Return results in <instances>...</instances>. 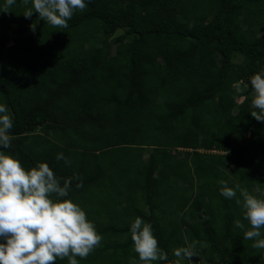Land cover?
Segmentation results:
<instances>
[{
  "label": "trees",
  "instance_id": "16d2710c",
  "mask_svg": "<svg viewBox=\"0 0 264 264\" xmlns=\"http://www.w3.org/2000/svg\"><path fill=\"white\" fill-rule=\"evenodd\" d=\"M85 3L64 29L25 18L22 0L0 12V104L13 116L0 151L26 170L47 163L61 183L82 178L67 198L103 239L79 264H139L137 216L172 264L193 242L200 264H264L234 225L248 227L240 188L264 199V123L250 114L264 0Z\"/></svg>",
  "mask_w": 264,
  "mask_h": 264
},
{
  "label": "clouds",
  "instance_id": "9594fccd",
  "mask_svg": "<svg viewBox=\"0 0 264 264\" xmlns=\"http://www.w3.org/2000/svg\"><path fill=\"white\" fill-rule=\"evenodd\" d=\"M16 0H5L0 12L9 13ZM26 10L23 15L31 18L38 14V20L48 25L64 29L75 11H83L85 0H22ZM31 5L30 7L28 5ZM32 23L30 29L36 30ZM247 87V85H246ZM250 87L254 92L251 116L264 123V69L250 77ZM13 116L6 105L0 104V148H10L13 136ZM57 160L71 161L62 153ZM81 188L82 178L73 176L61 179L47 163H38L25 169L19 159L0 151V264H56L57 259L67 258L68 264H79L77 257L86 259L102 242V235L89 221L86 212L69 196L72 180ZM242 197L243 220L234 221L236 228L244 231L243 238L253 241L254 249H264V199L250 194L247 189H239ZM221 195L226 199L235 198L237 191L225 184ZM241 204V200H236ZM133 250L139 264H156L169 261L168 254L159 246L153 227L137 216L130 225ZM196 242L189 247L173 250L177 258L174 264L196 256ZM129 264H138L129 258Z\"/></svg>",
  "mask_w": 264,
  "mask_h": 264
},
{
  "label": "rangeland",
  "instance_id": "374dc122",
  "mask_svg": "<svg viewBox=\"0 0 264 264\" xmlns=\"http://www.w3.org/2000/svg\"><path fill=\"white\" fill-rule=\"evenodd\" d=\"M252 97L254 96V95H251ZM242 100V98H238V102H240ZM145 106H152V103H150V102H146L145 103ZM256 191V190H255ZM191 260L192 261H190V260H188V262H189V264H200V259L199 258H197L196 256H193V257H191ZM207 264H212L211 262H208Z\"/></svg>",
  "mask_w": 264,
  "mask_h": 264
}]
</instances>
